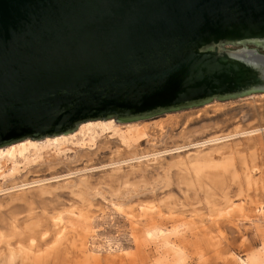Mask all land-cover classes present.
I'll use <instances>...</instances> for the list:
<instances>
[{
	"label": "rangeland",
	"instance_id": "374dc122",
	"mask_svg": "<svg viewBox=\"0 0 264 264\" xmlns=\"http://www.w3.org/2000/svg\"><path fill=\"white\" fill-rule=\"evenodd\" d=\"M115 121L3 164L0 264H264L262 131L205 143L264 127V92Z\"/></svg>",
	"mask_w": 264,
	"mask_h": 264
},
{
	"label": "water",
	"instance_id": "95a60500",
	"mask_svg": "<svg viewBox=\"0 0 264 264\" xmlns=\"http://www.w3.org/2000/svg\"><path fill=\"white\" fill-rule=\"evenodd\" d=\"M253 92L264 0H0V146Z\"/></svg>",
	"mask_w": 264,
	"mask_h": 264
},
{
	"label": "bare ground",
	"instance_id": "6f19581e",
	"mask_svg": "<svg viewBox=\"0 0 264 264\" xmlns=\"http://www.w3.org/2000/svg\"><path fill=\"white\" fill-rule=\"evenodd\" d=\"M106 119H110V120H106ZM114 119H115L114 117H110V118L88 119V120L81 121L78 124L79 129L77 130V132L71 133V132L75 131L78 127L75 130L70 131V132H63V133H59V134L48 135V136L42 137V138H45L43 143H39V139H41V138L26 137V138H23L21 140H17V141H14L12 143L0 146V178L4 174V170L2 169L4 163H7L8 161H10L13 164V168H11V169L14 170L15 169V162L18 160V158H25L26 159L27 154H29L31 152V150H38L40 145H41V147H43V146L44 147L45 146L57 147L58 145L64 143L65 141H68L70 138H73L76 135V133H82L84 137L87 136L86 134H88L90 136V138L92 140H94L96 138L97 133H98L97 129H99L102 132H105L107 130L108 131L112 130L113 132L117 131L119 129L118 128V124L115 121L117 119H115V120ZM117 121H119V120H117ZM133 121H136V120H133ZM119 122H121V121H119ZM128 122H130V121H128ZM145 129L146 130L147 129L151 130V129H154V126L153 127L152 126H146ZM261 131H262V134L264 136V132H263L264 131V127L260 126L259 128L252 129V130L247 131V132L245 131L243 133H235V134H233L231 136L229 135V136L220 137L221 136L220 135L219 137H215V138L213 137V139L205 141V143L221 142L223 140L230 139V138H232L234 136H237V135H239V136L240 135H242V136L243 135H246V136L247 135H255V134H258ZM133 133H134V131H130L129 132V134L131 136H133L132 135ZM139 133H140V130H136V134L139 135ZM51 136H53V137H51ZM183 148L184 147H179V148H177V150L175 148V150L176 151H181V150H183ZM167 151H165V152H167ZM172 151L173 150H171V152ZM171 152H169V153H171ZM159 153H160V151H159ZM157 154H158V152L156 154L153 153V154H150V155H141L139 152H136L134 150H132V151L130 150L128 152L129 160L126 163L133 162V161H138L139 163H141L143 158H146V159L148 158L149 159L150 156L151 157L152 156L156 157ZM70 176H71V174L66 175V177H70ZM56 179H59V178L57 177ZM56 179H54V180H56ZM46 181L48 182V180H46ZM39 182L42 183L41 180L40 181H36V182H32V183L33 184H36V183L39 184ZM30 185H31V183L30 184L29 183H23L22 185H19V186L15 185L16 187L13 186V188L14 187L17 188V189L26 188V187H30ZM0 191H2L1 182H0ZM59 218L60 217L58 216V219Z\"/></svg>",
	"mask_w": 264,
	"mask_h": 264
}]
</instances>
